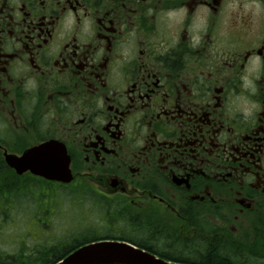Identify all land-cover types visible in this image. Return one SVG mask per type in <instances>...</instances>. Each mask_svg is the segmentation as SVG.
<instances>
[{
	"label": "flooded vegetation",
	"instance_id": "af4514ba",
	"mask_svg": "<svg viewBox=\"0 0 264 264\" xmlns=\"http://www.w3.org/2000/svg\"><path fill=\"white\" fill-rule=\"evenodd\" d=\"M47 141L98 238L264 264V0H0V155Z\"/></svg>",
	"mask_w": 264,
	"mask_h": 264
},
{
	"label": "rangeland",
	"instance_id": "374dc122",
	"mask_svg": "<svg viewBox=\"0 0 264 264\" xmlns=\"http://www.w3.org/2000/svg\"><path fill=\"white\" fill-rule=\"evenodd\" d=\"M19 181L26 185L12 192L0 190V212L6 213V217L0 214V255L35 254L32 260L40 263L47 258L46 250L70 245L77 237L109 234L96 232L102 227L101 215L94 206L92 209L89 192L75 190L78 187L73 185L59 189L54 185H27L28 179ZM125 234L139 242L137 235ZM20 256L26 264L29 262L30 257Z\"/></svg>",
	"mask_w": 264,
	"mask_h": 264
},
{
	"label": "water",
	"instance_id": "95a60500",
	"mask_svg": "<svg viewBox=\"0 0 264 264\" xmlns=\"http://www.w3.org/2000/svg\"><path fill=\"white\" fill-rule=\"evenodd\" d=\"M6 164L17 174L29 170L49 180L71 179L65 147L54 141L25 150L22 155L3 154ZM54 264H188L158 256L127 241L99 239L79 245Z\"/></svg>",
	"mask_w": 264,
	"mask_h": 264
},
{
	"label": "trees",
	"instance_id": "16d2710c",
	"mask_svg": "<svg viewBox=\"0 0 264 264\" xmlns=\"http://www.w3.org/2000/svg\"><path fill=\"white\" fill-rule=\"evenodd\" d=\"M19 178L16 177V174L13 172L12 169H10L6 163L4 162V159L2 156H0V190L1 191H8V192H12L13 190L15 191L17 187H19L20 185H26V184H22V181H19ZM20 188V187H19ZM1 215L6 217V213L5 211L2 213L0 212ZM98 239V237H93V236H82V237H77L75 238L74 241L69 242L70 245H63L60 248H52L49 249V251H45L47 258L44 260H41L40 263H35L32 260V257L35 256V254L32 255H26V253H21L24 257H30L29 262L27 264H54L56 261H58L59 259H61L62 257H64L65 255H67L68 252H70L72 249L78 247L81 244L90 242L92 240H96ZM66 243V244H69ZM135 243H139L136 242ZM140 247L149 250L148 248H146V246H144L143 244H138ZM152 251V250H150ZM153 252V251H152ZM155 253V252H154ZM21 254H15V255H10V254H5V255H0V264H26L24 258L22 256H20ZM162 257H165L167 259L170 260H174V261H191L188 258L179 256L177 254H173V253H156ZM195 256H199L198 258L201 259L200 263L198 264H225V259L223 257H221L222 253L220 252H211L209 255H207L206 257L202 256L199 254L198 251H194L193 253Z\"/></svg>",
	"mask_w": 264,
	"mask_h": 264
}]
</instances>
